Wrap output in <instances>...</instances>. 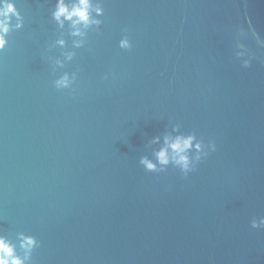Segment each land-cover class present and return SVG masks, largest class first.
I'll return each instance as SVG.
<instances>
[{"label": "water", "instance_id": "1", "mask_svg": "<svg viewBox=\"0 0 264 264\" xmlns=\"http://www.w3.org/2000/svg\"><path fill=\"white\" fill-rule=\"evenodd\" d=\"M102 3L82 48L65 29L67 48L49 51L55 0H16L24 26L0 52V233L35 236L32 264H264L250 225L264 216V0ZM241 29L260 58L248 68ZM63 71L71 89L54 87ZM176 122L216 151L186 178L145 171L147 141Z\"/></svg>", "mask_w": 264, "mask_h": 264}, {"label": "clouds", "instance_id": "2", "mask_svg": "<svg viewBox=\"0 0 264 264\" xmlns=\"http://www.w3.org/2000/svg\"><path fill=\"white\" fill-rule=\"evenodd\" d=\"M104 7L102 0H55L51 18L61 30L59 38L50 46L51 48H67L64 38L65 29L71 38V48H82L87 40L89 31H99L103 23ZM24 26V18L16 7V0H0V52H3L9 41L8 36L13 30H19ZM251 29V26L249 25ZM245 35L241 29L235 41V55L245 68L250 67L256 57L242 42L241 37ZM264 47V42L260 43ZM120 49H131L132 43L125 34L118 42ZM62 58L52 59V71L64 69L76 55L75 51L62 52ZM264 63V60L260 61ZM77 79L76 72L63 71L58 78L54 79V87L60 89H71ZM180 122L172 123L166 127L160 135L153 136L147 141L146 148L151 150V155H142L139 164L147 172H165L169 166L179 169L186 178L194 172L198 164L216 151V144L209 141L206 145L202 139H198L194 132L181 131ZM251 228H264V216L253 218L250 222ZM39 247V241L35 236L16 233L15 238L0 233V264H32V254Z\"/></svg>", "mask_w": 264, "mask_h": 264}]
</instances>
